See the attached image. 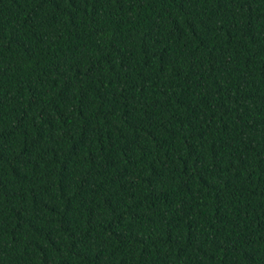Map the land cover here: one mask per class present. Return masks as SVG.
Returning a JSON list of instances; mask_svg holds the SVG:
<instances>
[{"label": "trees", "instance_id": "obj_1", "mask_svg": "<svg viewBox=\"0 0 264 264\" xmlns=\"http://www.w3.org/2000/svg\"><path fill=\"white\" fill-rule=\"evenodd\" d=\"M0 264H264V0H0Z\"/></svg>", "mask_w": 264, "mask_h": 264}]
</instances>
